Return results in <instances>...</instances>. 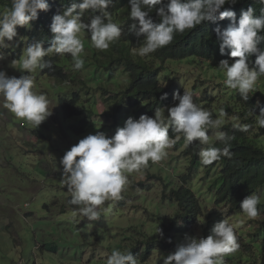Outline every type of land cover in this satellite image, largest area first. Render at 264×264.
<instances>
[{
  "label": "clouds",
  "instance_id": "obj_1",
  "mask_svg": "<svg viewBox=\"0 0 264 264\" xmlns=\"http://www.w3.org/2000/svg\"><path fill=\"white\" fill-rule=\"evenodd\" d=\"M239 2L129 0L130 13L126 18L120 12L110 13L114 0H73L70 6L53 16L49 28L53 38L40 36L35 42L31 39L35 31L31 22L38 19L39 12L49 10L47 0H11L10 8L0 13V50H12L8 42L17 38V29L21 31V40L12 53L15 55L22 50L18 59L11 61V67L17 69L19 66L22 73L19 78L0 71V106L34 128L52 115L48 95L35 91L38 69L40 75L50 77L60 85L57 89H72L69 96L56 94L57 103L66 117L80 115L77 103L82 100V88H93L85 93L89 95L94 90L93 98L97 95L102 100L104 97L108 101L105 105H110L115 112L133 107L134 103L124 99L122 93L131 87L139 72L151 73L154 86L159 87L157 92L167 90L160 96L161 100L172 99L166 106L156 107L153 113H141L143 107H139V119L129 117L124 127L118 128L111 138L98 131L80 139L65 152L59 162L63 170L60 183L70 195L67 203L73 206L70 213L73 220L82 217L89 223L99 221L110 211L111 206L104 207L105 202L122 199V194L128 190L131 183L128 174L141 172L149 162L155 164L166 158L167 150L178 139H184L186 149L195 145L200 164L208 166L233 156L231 148L236 136L222 130L225 119L231 121L234 131L248 133L254 127L264 129V104L260 101L243 117L245 121L254 117L253 123H242L240 116L231 113L229 118L226 117L225 106L231 96L232 101L235 96H240L247 104L252 96L263 95L257 91V84L261 77L264 78V48L261 47L264 45V0H253L247 10H241L237 19ZM253 5L260 6L259 14ZM226 25L229 26L225 28ZM190 29L194 34L200 31L210 43H216L222 56L231 58L223 56L214 66L192 54L194 48L186 42L189 33H193ZM4 59L0 51V61ZM170 63L196 65L208 78L212 74L217 83L214 86L213 82L207 84L212 92L207 91L196 103L188 90L181 95L174 86L162 82L161 72L166 71L164 66ZM92 83L96 86H91ZM256 109L259 115L254 114ZM214 111L216 118H213ZM87 125L93 124H80L74 129L81 132ZM216 141L223 146L213 144ZM248 141L255 146H259L258 141L263 142H255L253 135ZM184 158L189 165L190 159ZM211 174L215 178H211ZM221 174L220 168L199 169L192 175L189 188L194 192L191 187L197 179L204 185L214 180V185L208 189L216 194ZM262 188L264 186L246 196L239 205L241 212L236 214H243L248 219H256L260 214L263 222L261 208L264 202L261 200L264 195L257 194ZM122 203L118 204L122 206ZM222 206L230 211L228 205L217 207ZM209 214L205 213L204 218ZM242 222L223 218L214 225L211 234L209 229L206 230V238L186 235L185 242L172 253L161 245L162 239H156V250L159 245L166 252V257H161L164 264H227L234 258L229 256L225 262V256L240 248L238 238L243 237L236 227ZM158 234L163 238L160 228ZM133 247L129 250L113 248L103 264H140L146 247L143 246L142 252L134 251V248L139 250V245Z\"/></svg>",
  "mask_w": 264,
  "mask_h": 264
},
{
  "label": "rangeland",
  "instance_id": "obj_2",
  "mask_svg": "<svg viewBox=\"0 0 264 264\" xmlns=\"http://www.w3.org/2000/svg\"><path fill=\"white\" fill-rule=\"evenodd\" d=\"M17 31V38L8 42L12 50H0L5 56L0 61V71L19 78L22 74L19 66L17 69L11 67V61L18 59L12 53L17 50L16 43L21 40V31ZM164 68L166 71L161 72L164 85L174 86V90L181 95L185 89L188 90L196 103L207 91L212 92L207 84L213 82L214 86L217 83L212 74L209 81L207 75L193 64L170 63ZM214 72L217 74V71ZM59 86L54 79L40 75L39 69L35 73V91L48 95L52 109V115L37 129L0 106V264H103L113 248L129 250L137 243L136 247L144 239V232L155 240L166 241L165 225L177 211L175 201L166 191L169 193L182 186V176L189 172L188 162L184 158V139L176 140L167 150L166 158L155 164L149 162L141 172L128 174L131 181L128 190L122 194V199L105 202L104 207L115 204V208L111 207L113 211L110 208L104 218L101 216L99 221L91 223L82 217L73 220L70 215L73 206L67 203L70 195L60 183L63 171L60 159L85 136L99 131L111 138L118 128L124 127L129 117L138 120L140 115L132 107L115 112L110 105H105L108 101L104 97L102 100L97 95L93 98L94 90L89 95L85 93L93 88L83 90L81 86L83 97L77 103L80 115L66 117L57 103L56 94L59 92L69 96L72 89L59 90ZM91 86L96 84L92 83ZM257 91L264 94L262 77ZM139 107L144 108V105ZM84 123L93 125L84 126L81 132L74 129ZM254 131H257L255 127ZM209 135H212L211 131ZM263 142L258 141L257 144L264 148ZM201 175L205 176L204 170ZM210 177L215 178L212 174ZM212 185L214 180L204 185L197 179L194 187H191L205 207V213L210 214L198 224L194 233L183 234L182 237L185 239L186 235H190L200 238L207 229L211 234L214 225L223 218L232 222L243 221L237 223L236 230L246 241L254 236L261 228L262 216L259 214L256 219H248L243 214H232L225 206L217 207L215 194L208 189ZM257 194L264 195V188ZM120 201L124 203L122 206L118 204ZM159 228L163 238L158 234ZM173 235L178 244L183 243L178 232H173ZM142 251L143 245L138 252ZM248 255L252 256L250 260L236 254L233 261L227 264H254L255 253ZM161 257H166V252L158 245L147 261L142 260L140 264H164ZM258 257L264 264V248Z\"/></svg>",
  "mask_w": 264,
  "mask_h": 264
},
{
  "label": "trees",
  "instance_id": "obj_3",
  "mask_svg": "<svg viewBox=\"0 0 264 264\" xmlns=\"http://www.w3.org/2000/svg\"><path fill=\"white\" fill-rule=\"evenodd\" d=\"M237 19H239L241 10H247V8L253 4V0H239ZM49 3V10L47 12L41 11L38 14V19L31 22V25L34 26L35 31L31 35V39L35 42L40 36H47L45 38L52 39L53 34L50 31V25L52 23L53 16L57 13L63 11L65 7L71 5L73 0H47ZM114 6L109 8L110 13L120 12L124 17L127 18V15L130 13L129 0H114ZM11 6V0H0V13L6 11ZM256 8L257 14H259V5H253ZM49 26V27H48ZM229 25H226L227 28ZM26 28V27H22ZM190 36L186 37V42L194 48L192 54H197L203 57V60L208 61L212 65H217L219 60L223 56L221 55L218 46L216 43H210V41L201 35V32H195L190 29ZM264 48V45H261ZM21 49L15 53L17 58L21 54ZM255 64V60H250ZM44 71L49 72L47 69ZM44 73V72H43ZM46 74V73H44ZM52 74V72L50 73ZM159 87L154 86L153 78L151 73L139 72L135 76V80L131 87L124 91L123 97L134 103L132 107L133 110L137 112L140 105H144L143 112L153 113L156 107H164L165 104L171 102V98L168 97L166 100H161V95L167 93V90L163 93L157 92ZM159 97V98H158ZM233 96H231L232 98ZM228 100L227 105L225 106L226 117H230L231 114H238L241 117L242 123H253L254 117H249L248 120L243 121V117L247 114L249 108H255L257 101H260L261 104H264V94L252 96L250 100L245 104L241 97L238 98L235 96L234 101ZM261 100H260V99ZM263 100V101H262ZM255 115H259V110H255ZM217 113L213 112V118H216ZM226 123L223 126L224 131H227L229 134L235 135L236 140L232 142L231 151L233 156L231 159L222 158L219 161L213 162V164L208 166H202L199 161V157L196 154L195 145L189 146L185 151V156L190 159L188 168V174L182 176V186L172 189L167 194L168 196L175 201L176 213L168 225H165L166 232V241H162L161 245L165 250H170L171 253L175 251L176 247L179 245L174 241L173 232H178L182 237L183 234H192L195 232V227H198L197 224L205 217V207L202 202L197 198L196 194L189 188L191 183L192 175H195L199 169H208L220 168L221 174V184L218 187L215 197L216 205H228L231 213H240V202L248 195L253 192H256L259 187L264 186V149L260 146H255L253 143H250L248 139L253 135L255 142L256 140L264 139V129H258L256 132H253L251 129L248 133H242L239 131H234L232 129L231 121L225 119ZM216 146L222 147L223 145L219 144L217 141L214 142ZM209 171H207L208 173ZM188 185V186H187ZM243 195V196H242ZM124 203H122L123 205ZM115 208V204H112L111 207ZM110 207V208H111ZM114 208H111L113 211ZM262 213L264 215V204L262 206ZM104 218L105 215H102ZM102 218V219H103ZM252 227V226H251ZM144 236L139 246H145L146 250L144 251L142 258L145 261L151 252L156 250V240L142 233ZM165 236V235H164ZM208 235H204L206 238ZM242 237V236H241ZM182 241L185 242V239L182 237ZM163 240V239H162ZM171 240V243L168 241ZM241 240L239 242L240 248L237 252L227 255L224 258L226 262L227 258H234L235 254L240 255L246 260H250L252 256L249 257L248 253L254 252L256 258L254 259V264H262L261 260H258L259 252L264 248V221L261 223V228L257 230L254 236L249 237L246 241L244 238H238ZM134 251L137 252L138 249L134 248ZM132 252L135 256L136 253Z\"/></svg>",
  "mask_w": 264,
  "mask_h": 264
}]
</instances>
